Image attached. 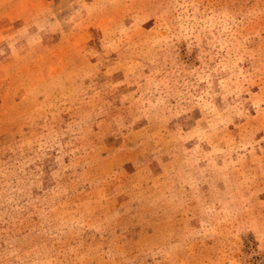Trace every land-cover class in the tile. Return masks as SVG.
<instances>
[{
	"label": "rangeland",
	"instance_id": "374dc122",
	"mask_svg": "<svg viewBox=\"0 0 264 264\" xmlns=\"http://www.w3.org/2000/svg\"><path fill=\"white\" fill-rule=\"evenodd\" d=\"M0 264H264V0H0Z\"/></svg>",
	"mask_w": 264,
	"mask_h": 264
}]
</instances>
